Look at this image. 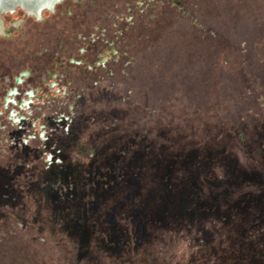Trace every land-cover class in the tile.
Returning a JSON list of instances; mask_svg holds the SVG:
<instances>
[{
  "label": "rangeland",
  "instance_id": "obj_1",
  "mask_svg": "<svg viewBox=\"0 0 264 264\" xmlns=\"http://www.w3.org/2000/svg\"><path fill=\"white\" fill-rule=\"evenodd\" d=\"M136 1L0 36V264H264V0Z\"/></svg>",
  "mask_w": 264,
  "mask_h": 264
},
{
  "label": "flooded vegetation",
  "instance_id": "obj_2",
  "mask_svg": "<svg viewBox=\"0 0 264 264\" xmlns=\"http://www.w3.org/2000/svg\"><path fill=\"white\" fill-rule=\"evenodd\" d=\"M65 1L66 0H0V36L5 38L12 37L14 32L20 30L23 27V24L30 18L35 19V21H42L45 19V12H57V6L60 4L63 5ZM145 1L146 0H137L136 2L138 5H141L142 3L144 4ZM18 11L22 12L23 15L20 17H14ZM8 17L11 18L7 20ZM104 31L106 32L107 29L105 28ZM104 40L106 43L111 45L113 50H116V42L112 39V37L106 38ZM108 49L109 47L107 50L101 53L104 54V57L106 56V59L108 56ZM34 94L35 93H33V96ZM7 99L8 100L4 102L5 108H9V104L12 103L10 97ZM24 105L25 104H23V106ZM29 105L30 103L28 104V107Z\"/></svg>",
  "mask_w": 264,
  "mask_h": 264
},
{
  "label": "water",
  "instance_id": "obj_3",
  "mask_svg": "<svg viewBox=\"0 0 264 264\" xmlns=\"http://www.w3.org/2000/svg\"><path fill=\"white\" fill-rule=\"evenodd\" d=\"M21 7V6H20ZM51 10V9H50ZM6 12V11H5Z\"/></svg>",
  "mask_w": 264,
  "mask_h": 264
}]
</instances>
